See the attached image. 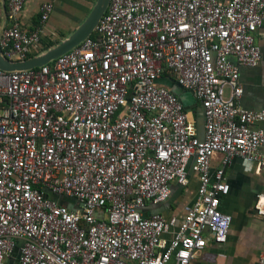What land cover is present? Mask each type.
Segmentation results:
<instances>
[{"label": "built area", "instance_id": "obj_1", "mask_svg": "<svg viewBox=\"0 0 264 264\" xmlns=\"http://www.w3.org/2000/svg\"><path fill=\"white\" fill-rule=\"evenodd\" d=\"M26 2L7 0L0 48L11 61L37 56L54 10L43 2L27 29ZM263 28L264 0H111L70 51L0 68V264H192L209 240L225 243L227 167L264 168V110L241 105L239 71L260 64ZM162 77L204 106V140ZM193 158L199 183L184 213L152 212L173 184L189 185ZM255 209L264 217L263 194Z\"/></svg>", "mask_w": 264, "mask_h": 264}, {"label": "crops", "instance_id": "obj_2", "mask_svg": "<svg viewBox=\"0 0 264 264\" xmlns=\"http://www.w3.org/2000/svg\"><path fill=\"white\" fill-rule=\"evenodd\" d=\"M45 1L53 2L54 10L44 24L42 42L34 55L68 38L87 19L98 0H27L20 15L25 28L32 29L40 24V7ZM4 23L9 24L7 0H0V29ZM94 35L93 32L91 36ZM256 39L262 49L260 64L239 66L243 85L241 105L250 110H264V28L256 32ZM227 93L230 94L229 88ZM189 113L192 118L196 116L195 112ZM220 166L221 155L217 154L212 161L213 170ZM226 175L231 189L221 197L220 208L233 217L229 237L225 243L209 240L192 264H258L264 251V217L255 209L258 196L264 195V168L259 171L255 163L236 158L227 167ZM198 183L197 175L192 173L187 187L175 186V197L158 206L161 212L167 216L182 215L185 206L195 198Z\"/></svg>", "mask_w": 264, "mask_h": 264}, {"label": "water", "instance_id": "obj_3", "mask_svg": "<svg viewBox=\"0 0 264 264\" xmlns=\"http://www.w3.org/2000/svg\"><path fill=\"white\" fill-rule=\"evenodd\" d=\"M111 0H98L96 5L94 6L93 10L87 17V19L82 23V25L74 31L68 38L63 40L58 45H55L48 49L47 51L32 57L25 61H11L8 58L4 56L2 53V50L0 48V68L6 71H15V70H25L30 69L34 67H39L44 64L49 63L50 61L56 59L62 54H65L66 52L70 51L77 45H79L81 42H83L86 38L91 36L101 19V17L104 15V13L107 11L109 4ZM6 26V23L2 26L0 29V35L3 30V28ZM158 82L161 84H165L169 86L173 93H175L181 102L184 104L185 109L188 112L196 113V116L194 117L196 128H197V137L200 140H204L205 138V108L204 106L197 100L195 95L192 91L184 89L178 82L173 81L167 77H162L158 79ZM196 158H193L191 160V165L189 168V174L191 175L193 173V167L195 164ZM175 186H179L180 189L183 188V186L178 184L172 185V196L170 200H172L174 196V189ZM58 201L60 203H67L69 207H73L74 200L72 199H65V198H59ZM163 205V204H161ZM159 206V205H158ZM157 205H152L154 208L152 212H161L160 208ZM16 257L20 256V250L19 248H16L15 250Z\"/></svg>", "mask_w": 264, "mask_h": 264}, {"label": "rangeland", "instance_id": "obj_4", "mask_svg": "<svg viewBox=\"0 0 264 264\" xmlns=\"http://www.w3.org/2000/svg\"><path fill=\"white\" fill-rule=\"evenodd\" d=\"M227 95H228V93H227Z\"/></svg>", "mask_w": 264, "mask_h": 264}]
</instances>
